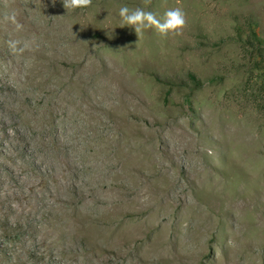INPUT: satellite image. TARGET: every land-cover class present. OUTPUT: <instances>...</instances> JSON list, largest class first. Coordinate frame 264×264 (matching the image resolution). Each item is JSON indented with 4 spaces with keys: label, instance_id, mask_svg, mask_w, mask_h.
I'll return each instance as SVG.
<instances>
[{
    "label": "rangeland",
    "instance_id": "rangeland-1",
    "mask_svg": "<svg viewBox=\"0 0 264 264\" xmlns=\"http://www.w3.org/2000/svg\"><path fill=\"white\" fill-rule=\"evenodd\" d=\"M121 5L144 0H92L75 11L62 0H0V116L13 134L0 128V162L23 161L24 132L48 144L58 176L67 153L78 165L82 153L101 163L120 120L131 148L124 162L131 158L142 180L123 181V203L141 208L123 228L140 229L141 241L122 261L264 264V0H151L146 10L162 18L179 7L187 25L182 35L150 29L139 38L119 27ZM58 102L67 111L54 116ZM85 106L98 117H85ZM72 140L80 145H63ZM39 217L29 224L42 225ZM29 224L0 219V264L50 263L20 248Z\"/></svg>",
    "mask_w": 264,
    "mask_h": 264
},
{
    "label": "bare ground",
    "instance_id": "bare-ground-1",
    "mask_svg": "<svg viewBox=\"0 0 264 264\" xmlns=\"http://www.w3.org/2000/svg\"><path fill=\"white\" fill-rule=\"evenodd\" d=\"M34 85L40 88V90L44 86L43 83L38 81ZM77 87V85L72 84L69 86V89L73 90ZM62 100L64 101V99ZM55 107L57 111H53L55 112L54 116H57L59 111V114L67 111L64 109V105L59 102ZM81 110L85 117L89 115L91 117H98L97 111L95 109L91 111L88 106H85ZM117 123L115 131H113L110 137H107L106 144L102 148L104 150L102 152L104 158L101 163H97L95 160L94 162L91 160V162L89 155L82 153L81 157H84V159L78 165L74 155L71 154L72 152L67 153L66 151L65 159L63 158L65 161L62 164L64 170L60 171L61 176L52 172L54 163L50 164L46 158V156L49 157L50 148L47 146L48 144L41 146L42 138L40 142L35 141V138L31 139V141L24 132L23 134L20 133L18 139L23 144L22 147L25 155L23 161L12 160L9 164H5L4 161L0 162L4 170L3 173H0V219L6 218L7 222L22 219L26 221V224H29L32 221L34 223L36 221L34 218L38 217V215H40L38 220L43 218L42 225L29 224L31 227V231L29 230L31 232H29L31 240L29 238L26 241L25 238H22L20 248L48 259L50 261L49 264H115L116 262L125 264L122 261L124 256L130 250L134 251L141 240L138 242L140 229L136 233L129 227L123 228L124 218L130 216L137 217L141 208H137L136 205L138 204L136 202L132 204L123 203L125 202L122 201V194L125 188L123 181L129 180L138 184L137 181L141 182L142 180L139 178L141 174H139L137 168L132 167L131 158L129 161L126 158L124 162L123 155L131 148L124 147L123 138L125 132L121 129L120 120ZM8 125V121L3 116H0V128L3 130V137L7 139L13 137L12 133L6 131ZM96 126L97 124L94 127ZM59 131L62 132L60 129L55 130L56 134ZM40 132L37 134L39 135ZM129 133L131 131L127 129L126 134ZM146 134L148 135L149 133ZM87 137L89 138V136ZM36 138L40 139L39 136ZM54 138L57 139V137ZM129 141L135 143L131 139ZM77 142L72 140V142L69 141L63 145L77 148L80 145H77ZM0 145H2V141H0ZM58 151L60 150L58 149ZM147 151H150V147ZM54 152L56 153V151ZM8 153L9 151L7 150V155ZM24 161L30 162V166H27L29 170L26 166H23ZM55 163L57 164V162ZM56 166L58 167L60 164ZM143 176L146 177L145 175ZM125 186L129 188L128 185L125 184ZM43 212H46L47 216ZM111 223L115 224H112V226L110 225ZM153 226L151 225L150 228ZM106 228L111 229L110 234H103L102 231ZM78 245L80 246L79 248ZM135 256L132 255L127 264H138L140 258L138 254Z\"/></svg>",
    "mask_w": 264,
    "mask_h": 264
},
{
    "label": "clouds",
    "instance_id": "clouds-1",
    "mask_svg": "<svg viewBox=\"0 0 264 264\" xmlns=\"http://www.w3.org/2000/svg\"><path fill=\"white\" fill-rule=\"evenodd\" d=\"M62 4L66 11H75L89 8L92 0H62ZM150 4L151 0H144V7L131 8L128 5H121L118 10L121 18L119 27L133 29L138 38L145 30L150 29H154L162 37L182 35L187 25V16L183 9L179 7L168 9L161 18L154 11L146 10Z\"/></svg>",
    "mask_w": 264,
    "mask_h": 264
},
{
    "label": "trees",
    "instance_id": "trees-1",
    "mask_svg": "<svg viewBox=\"0 0 264 264\" xmlns=\"http://www.w3.org/2000/svg\"><path fill=\"white\" fill-rule=\"evenodd\" d=\"M250 33H251L250 36H252V39L259 40L257 39L256 34L252 30L250 31ZM187 77L193 84V89L200 87V84H201L200 81L197 80L193 74L189 73Z\"/></svg>",
    "mask_w": 264,
    "mask_h": 264
}]
</instances>
